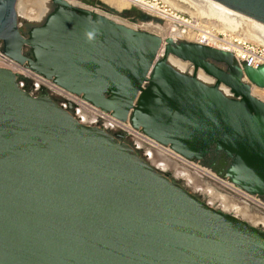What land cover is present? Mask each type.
I'll list each match as a JSON object with an SVG mask.
<instances>
[{
    "label": "water",
    "instance_id": "95a60500",
    "mask_svg": "<svg viewBox=\"0 0 264 264\" xmlns=\"http://www.w3.org/2000/svg\"><path fill=\"white\" fill-rule=\"evenodd\" d=\"M20 1L0 0L6 57L186 159L225 153V178L264 196V101L253 94L264 67L242 69L230 52L130 27L83 0H51L25 34L20 19L40 21L25 19ZM201 1L264 28V0ZM0 264H264V231L0 68Z\"/></svg>",
    "mask_w": 264,
    "mask_h": 264
},
{
    "label": "built area",
    "instance_id": "2783aa9c",
    "mask_svg": "<svg viewBox=\"0 0 264 264\" xmlns=\"http://www.w3.org/2000/svg\"><path fill=\"white\" fill-rule=\"evenodd\" d=\"M122 1H127L130 5L129 8L133 7L150 16L169 20L170 23L166 30L168 32L171 27H175L177 33H172L174 35L172 39L175 41L196 43L230 52L233 54L237 65L242 69L244 66L252 69L264 67V45L262 44L246 41L235 34L217 33L200 23L180 17L172 13L161 0ZM158 11L160 13L164 12L166 17L156 13ZM173 14L178 16V19L174 22L169 18ZM185 63H187V67L182 71L192 75L195 71L194 66L191 63ZM0 68L14 73L18 77L21 88L29 91L27 84L31 83L34 86V91L47 92L62 109L68 110L69 106H71L72 114L80 124L101 128L113 134L119 133L125 135L126 142L134 150L138 151L147 162L151 163L154 168L161 171L174 169L176 177L192 188L195 193L202 195L211 207L235 213L233 210L224 208L225 204L223 202L225 201L226 203L240 205L246 208L250 214L255 215L256 218L264 219V200L260 196L249 194L236 187L228 179H223L211 169L204 167L201 161L186 159L173 151L169 146L162 145L145 135L141 130L135 129L129 121L123 122L116 119L112 114L97 108L81 96L62 89L52 81L32 72L26 66L16 63L2 53L1 44ZM199 71L197 74L200 78ZM207 78L208 80H205L206 83L210 85L215 84L213 78L209 76ZM221 87L225 93L230 94L229 89L224 86ZM211 195L218 196L220 200H211ZM259 227L264 228V225H260Z\"/></svg>",
    "mask_w": 264,
    "mask_h": 264
},
{
    "label": "bare ground",
    "instance_id": "6f19581e",
    "mask_svg": "<svg viewBox=\"0 0 264 264\" xmlns=\"http://www.w3.org/2000/svg\"><path fill=\"white\" fill-rule=\"evenodd\" d=\"M100 1L104 2L105 4L111 6V7L115 8L119 11L127 9L130 7V5L127 1H122V0H119L120 2L117 0H100ZM176 1L184 2L186 4H189L191 7H194L195 10L197 9V12L200 16L207 17L209 19L217 20L218 22L221 23V26H223L222 29L224 32L225 31L236 32L240 29L246 28L247 32L250 33V37L256 39L258 42H260L261 44L264 45V28L256 26L253 22H251L249 19H247L245 17H242L240 15L231 14V13H226V12H223L221 10L215 9V8L209 6L208 4L204 3L201 0H176ZM29 2H31V0H29ZM48 2H49V0L36 1V2H34V4H36L37 9H31L29 11H27V9L30 5L27 3L23 4L24 5V7L22 8L23 17H25V19H30V20H40L47 12L46 5ZM163 2L168 4L169 6L173 7L177 11L178 4L174 3L173 0H164ZM71 3L73 5H77L74 2H71ZM175 7H177V8H175ZM156 13L160 14L163 17L165 16L164 12L160 13L158 11ZM169 18L171 19L172 22H174V21H176V19H178V16L173 15V16H170ZM165 30H166V28H165ZM172 33H174V34L177 33V30L175 29V27L170 28V30L166 33L168 35L167 37L171 38V39L174 38V35ZM170 62L172 63V65H174L176 68H178L180 70H184L187 67V63H185V62H183L177 58H174V57L170 58ZM199 76L203 80H208L207 76L202 71H199ZM253 94L256 96H259L260 97L259 99L264 101V90H257L256 88H253ZM230 188H232V187H230ZM210 199L211 200H213V199L220 200V198L218 196H215V195H211ZM223 203L225 204L224 208L233 210L235 212L236 216H239V217L241 216L245 219H249L250 221H253V224L255 226L264 225V219H258L256 217H254L253 215H251L246 210V208L241 207L240 205L233 204V203H226L225 201Z\"/></svg>",
    "mask_w": 264,
    "mask_h": 264
},
{
    "label": "rangeland",
    "instance_id": "374dc122",
    "mask_svg": "<svg viewBox=\"0 0 264 264\" xmlns=\"http://www.w3.org/2000/svg\"><path fill=\"white\" fill-rule=\"evenodd\" d=\"M36 1H39V0H36ZM36 1L35 0H31V2H29V0H21L20 1V4H19L21 13H22V8L24 7L23 4H26V3L30 5L28 7L27 11H29L31 9H37L36 4H34V2H36ZM117 1H119V0H117ZM173 1H174V3H177L178 4L177 11L173 7L169 6L168 4H166L164 2H163V4L166 5V6H168V9L171 10L172 13L177 14L180 17H183V18L188 19L190 21H195L197 23H200V24H202V25H204V26L212 29L213 31H215L217 33H225L227 35L228 34H235L236 36H238L240 38H243L246 41H250V42H253V43H259V44H261L256 39L250 37V33L247 32L246 28L245 29H240V30H238L236 32H229V31H225L224 32L223 29H222L223 26H221V23L218 22L217 20H215V19H209L207 17L200 16L198 14V12H197V9L195 10V8L194 7H191L189 4H186V3L180 2V1H176V0H173ZM100 2H102V1H100ZM77 3L78 2H76V4ZM102 3L105 4L104 2H102ZM78 4L79 5H82V6H88L90 8L96 9L100 13L105 14V15H108V16L112 17L113 19H115V20H117V21H119L121 23H124V24H126V25H128L130 27L137 28V29L143 30V31H148V32H151L153 34H156V35H159V36L161 35V36H164L165 38H168L167 37L168 35L166 34L167 33V30H165V28L168 27V24L170 23V21L167 20V19H165V18H163V20H162V18H156V17L150 16V15H148V14H146V13L138 10L140 13H143L144 15H146L147 17H149L150 20H147L145 22H134V21H131V20H128V19H124V18L120 17L117 14L109 13V12L101 9L100 7H97V6L93 7V6L87 5L83 1L81 3H78ZM105 5H107V4H105ZM107 6L110 7V8H112V9H114L118 13H122L125 10L134 9L133 7H131V8H127V9H124V10L119 11V10H117V9L109 6V5H107ZM46 8H47L46 14L40 20H34V21H37V22L38 21H41V20L44 21L45 17L53 10L54 6L52 5L51 0H49V2L47 3ZM175 8H177V7H175ZM253 88H256L257 90H262V89H259L257 87H253ZM256 97L257 98H260L259 96H256ZM228 210H230V209H228ZM230 213H232V212H230ZM232 214L235 215V213H232ZM253 216L256 217L255 215H253ZM237 217H239V216H237ZM239 218H241L244 221L248 222L249 224L255 226L253 224V221H250L249 219H245V218H243L241 216ZM255 227H259V226L257 225ZM261 230L264 231V228L261 227Z\"/></svg>",
    "mask_w": 264,
    "mask_h": 264
},
{
    "label": "flooded vegetation",
    "instance_id": "af4514ba",
    "mask_svg": "<svg viewBox=\"0 0 264 264\" xmlns=\"http://www.w3.org/2000/svg\"><path fill=\"white\" fill-rule=\"evenodd\" d=\"M42 20L40 22H38V24H32V23H28L26 21H24L23 19H20V29L21 32L23 33H27L29 31V29H31L34 26L40 25L42 24ZM29 51L25 50V54H28ZM223 69L224 67L221 66ZM205 81V80H204ZM27 88L28 90L33 94V96H41L43 92L41 91H34V86L31 83L27 84ZM141 156V155H140ZM142 157V156H141ZM143 158V157H142ZM144 159V158H143ZM145 160V159H144ZM146 161V160H145ZM231 160L226 156L225 153L217 151L216 149H211V151L208 153V155L205 157V159L203 161H201V164L204 167H207L209 169H211L213 172H215L219 177L223 178V179H227L224 176V172L225 170L231 165ZM149 163V162H148ZM151 164V163H149ZM156 169V168H155ZM158 170V169H156ZM159 172L166 174L170 177L171 180L178 182L180 184H182L185 188H187L191 193L197 195L198 197H200V199L204 202L207 203V201L205 200V198L200 195L197 194L193 191L192 188L188 187L182 180L178 179L174 173V169H169L168 171H161L158 170ZM260 198H262L264 200V196H260ZM208 204V203H207ZM209 205V204H208ZM214 208V207H213ZM218 209V208H215ZM221 210V209H219ZM224 211L226 213H229L231 215H234L230 212H228L227 210H221ZM235 216V215H234ZM241 219V218H240ZM261 229V227H258Z\"/></svg>",
    "mask_w": 264,
    "mask_h": 264
},
{
    "label": "trees",
    "instance_id": "16d2710c",
    "mask_svg": "<svg viewBox=\"0 0 264 264\" xmlns=\"http://www.w3.org/2000/svg\"><path fill=\"white\" fill-rule=\"evenodd\" d=\"M83 2L85 4L93 6V7H95V6L100 7L101 9H103L109 13L117 14L124 19H128V20H131L134 22H145L147 20H150L149 17H147L143 13H140L137 9L125 10L122 13H118L117 11H115L114 9L103 4L99 0H83Z\"/></svg>",
    "mask_w": 264,
    "mask_h": 264
}]
</instances>
